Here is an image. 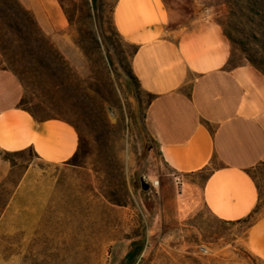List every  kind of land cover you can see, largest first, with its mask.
<instances>
[{"label": "rangeland", "instance_id": "rangeland-1", "mask_svg": "<svg viewBox=\"0 0 264 264\" xmlns=\"http://www.w3.org/2000/svg\"><path fill=\"white\" fill-rule=\"evenodd\" d=\"M19 1L77 77L69 91L75 97L54 109L40 105V115L74 109L81 146L69 164L40 161L31 150L17 157L0 184V264H264L245 244L247 228L264 214V166L256 171L261 194L253 217L226 222L208 210L186 221L164 216L163 187L174 174L146 129L152 97L129 75L136 46L115 27L117 0ZM164 2L178 25L219 22L233 39L232 64L264 70V0Z\"/></svg>", "mask_w": 264, "mask_h": 264}, {"label": "crops", "instance_id": "crops-1", "mask_svg": "<svg viewBox=\"0 0 264 264\" xmlns=\"http://www.w3.org/2000/svg\"><path fill=\"white\" fill-rule=\"evenodd\" d=\"M113 20L136 46L131 67L141 89L154 96L146 129L174 174L163 187L166 219L186 221L204 210L226 222L256 215L260 193L247 170L264 162V73L232 64V41L219 22L178 25L164 0H117ZM22 95L0 54V184L27 150L40 161L69 164L79 148L70 122L35 119L19 107ZM246 232V248L264 261V214Z\"/></svg>", "mask_w": 264, "mask_h": 264}, {"label": "trees", "instance_id": "trees-1", "mask_svg": "<svg viewBox=\"0 0 264 264\" xmlns=\"http://www.w3.org/2000/svg\"><path fill=\"white\" fill-rule=\"evenodd\" d=\"M224 32L233 41L225 28ZM0 54L2 67L12 71L23 87L19 107L27 110L37 120L48 118L66 120L78 131L79 148L69 160L71 163L77 157L81 146L80 127L70 118L77 112L74 109L59 110L53 117H44L40 113L44 110L42 105L50 108V104L57 106L59 103L62 105L69 103L71 98L75 97L71 96L69 91L77 77L63 54L44 32L35 15L19 0H0ZM254 66L264 73L257 64L254 63ZM129 75L138 83L131 66ZM151 97L152 100L154 96ZM36 99L39 102L36 103ZM260 166H264V162L247 171L256 181L261 194L256 176Z\"/></svg>", "mask_w": 264, "mask_h": 264}, {"label": "built area", "instance_id": "built-area-1", "mask_svg": "<svg viewBox=\"0 0 264 264\" xmlns=\"http://www.w3.org/2000/svg\"><path fill=\"white\" fill-rule=\"evenodd\" d=\"M156 184H158V182ZM200 252L203 254H207L209 252V250L206 246L202 245L200 248Z\"/></svg>", "mask_w": 264, "mask_h": 264}, {"label": "water", "instance_id": "water-1", "mask_svg": "<svg viewBox=\"0 0 264 264\" xmlns=\"http://www.w3.org/2000/svg\"><path fill=\"white\" fill-rule=\"evenodd\" d=\"M149 187H150V185L148 183L143 182V188L148 189Z\"/></svg>", "mask_w": 264, "mask_h": 264}]
</instances>
